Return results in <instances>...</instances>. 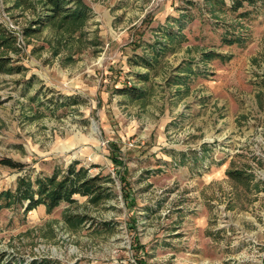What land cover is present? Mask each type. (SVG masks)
I'll list each match as a JSON object with an SVG mask.
<instances>
[{
    "label": "rangeland",
    "instance_id": "374dc122",
    "mask_svg": "<svg viewBox=\"0 0 264 264\" xmlns=\"http://www.w3.org/2000/svg\"><path fill=\"white\" fill-rule=\"evenodd\" d=\"M24 1L0 0L19 67L0 74V162L21 165L0 163V192L77 163L113 195L2 209L3 258L264 264V0H82L87 21L29 36L44 6Z\"/></svg>",
    "mask_w": 264,
    "mask_h": 264
},
{
    "label": "trees",
    "instance_id": "16d2710c",
    "mask_svg": "<svg viewBox=\"0 0 264 264\" xmlns=\"http://www.w3.org/2000/svg\"><path fill=\"white\" fill-rule=\"evenodd\" d=\"M24 4L28 1L21 0ZM244 2L249 6H255V0H235L230 11L237 12L243 8ZM44 11L33 21L34 27L23 29L24 36L40 32L42 28L61 22L63 24H82L90 18V9L82 0H43ZM248 12V11H247ZM240 13L241 18H246L248 13ZM231 44V43H227ZM0 49L15 51V37L0 23ZM12 58L0 53V74L11 73L19 70L14 67ZM149 66V65H147ZM134 90L122 88L121 94L133 95ZM11 169H20L21 165L9 160L0 162ZM77 163H71L61 174L55 172L49 176H38L33 180L28 176L20 177L12 190L0 192V211L4 208L19 206L28 213L38 206H44L47 212H51L61 204L72 205L76 202L75 196L86 197L88 201L97 203L112 198V188L106 184L112 183L109 176L102 177L100 173L90 175L84 167H77ZM230 175H232L230 173ZM67 222L73 226L87 221L85 215L67 214ZM97 229L106 230L105 223L95 224ZM0 264H15L14 260H5L0 254ZM31 264H36L32 262ZM44 264V263H41Z\"/></svg>",
    "mask_w": 264,
    "mask_h": 264
}]
</instances>
